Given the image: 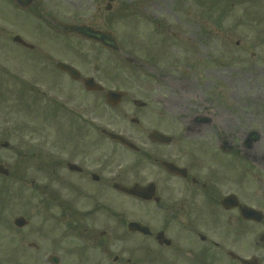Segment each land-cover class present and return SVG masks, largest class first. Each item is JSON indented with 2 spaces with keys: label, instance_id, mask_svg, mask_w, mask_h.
I'll use <instances>...</instances> for the list:
<instances>
[{
  "label": "flooded vegetation",
  "instance_id": "1",
  "mask_svg": "<svg viewBox=\"0 0 264 264\" xmlns=\"http://www.w3.org/2000/svg\"><path fill=\"white\" fill-rule=\"evenodd\" d=\"M183 1L199 7L206 0ZM208 1L238 8L240 13L231 16L234 22L246 23L244 8L261 6L262 19L251 24L256 30L247 36L264 39V26L255 25L264 23V0ZM20 2L0 0V46L7 56L16 51L27 57L23 66L38 72L55 68L66 78L69 89L58 90L57 99L73 125L57 129L55 159L44 176L48 182L38 190L39 205L59 227H30L22 263L264 264V106L257 116L243 113L239 120L220 111L213 92L200 91L192 99L185 95L189 77L194 85L204 80L206 65L208 81L214 89L219 85L217 57L208 56L204 42L217 33L200 31L198 16L191 22L195 32L187 31L188 18L174 16L175 24L169 22L163 32L143 35L125 32L122 20L115 36L109 13L123 19L128 8L135 15L131 0H95L84 14L82 0L68 1L74 10L62 8L60 0ZM222 14L218 22L225 18ZM61 18L70 19L69 25L111 31L117 49L76 32L64 33ZM82 43L97 53L88 58V50L79 52L95 70L98 53H110L122 74H131L140 97L125 103L128 91L111 109L131 122L113 132L132 146L102 129L93 132L88 119L91 95L104 97L116 86L88 90L82 79L56 69L59 61L82 68L72 52L82 49ZM154 75L167 91L164 100L153 97L159 110L152 108V83L162 91Z\"/></svg>",
  "mask_w": 264,
  "mask_h": 264
},
{
  "label": "rangeland",
  "instance_id": "2",
  "mask_svg": "<svg viewBox=\"0 0 264 264\" xmlns=\"http://www.w3.org/2000/svg\"><path fill=\"white\" fill-rule=\"evenodd\" d=\"M68 1L60 0L61 7L74 10ZM94 1L82 0L81 5L85 4L84 7L87 9H81L79 6L77 8L84 10L83 14L88 13L91 10L90 3ZM182 1L178 8V0H155L154 3L153 0H131L134 4L132 10L135 15H129L127 8L123 19H119L118 16L114 18L111 16L112 13H109L108 21L117 36L122 20L125 22V32H141L143 35L147 32H163V27H166L169 22L175 24L174 16L179 18L186 16L189 20V28L186 30L195 32L196 29L191 28L194 25L191 22L198 16L199 20H196L201 26L200 31L217 33L215 38H212L210 34L209 39L206 38L204 42L208 56L215 54L217 57L216 65H219L221 78L219 85L214 89L208 81L210 79L207 71L209 66L206 65L203 73L204 80L194 85L189 77L190 84L185 95L192 99L202 94L200 91L205 95L213 92L214 95L219 96L220 111L223 114H234L239 120L243 119V113L251 112L253 116H257L258 107L264 106V70L262 75H257V70L264 69V39L256 34L248 37L247 33L256 30L251 24L262 19L260 16L263 13H260L258 8L262 7L253 5L252 8L249 6L244 8L242 14L248 17L245 23L234 22L236 19L231 18L232 15L240 13L238 8H229L225 6L226 4H223L221 8L215 7L208 0L199 7L195 6V3ZM152 3L158 7L154 8ZM221 13H225L222 14L225 18L218 22V16H221ZM228 17H230L229 20ZM152 20L155 23H152ZM61 22L72 23L70 19L64 18H61ZM255 25L261 29L264 23ZM82 44H85L81 45L82 49L75 48L72 51L77 59L76 64L82 63L80 70L82 75L91 73L104 85L116 86L126 92L129 91L125 103H129L133 97H140L135 94L137 88L131 74L128 73L129 78L122 74L117 59L109 56L110 53L106 55L98 53L99 68L95 70L93 65H89L79 57V52L88 50L89 52L86 53L88 58H93L97 53L86 43ZM24 59L27 57L21 56L16 51L7 56L3 46H0V163L9 169L7 177L0 175V264H24L20 257L25 255L23 241L30 227H59L39 205L38 190L48 182L44 176L49 175L47 165H51L55 159L56 133L61 132L57 129L73 126L69 124L70 117L62 107H58V100L54 96L60 89H69L66 87L69 83L64 82L63 77L58 76L57 72L52 70L38 72L23 66ZM155 79L156 82H160L158 78ZM29 83L34 84V87ZM35 85L45 91L43 98ZM158 86L162 91L152 83V108L154 109L157 105L155 110H159L160 104H155L154 95L164 100L167 93V91L163 92L166 88L164 82H160ZM89 113L88 119L92 122L93 132L96 131V133L101 128L114 131L122 127H130L131 124L129 120L116 115V111L111 110L103 97L97 93L91 95ZM130 116L131 112L128 113V117ZM79 122L77 118L76 127L79 126ZM4 141L8 143L6 148L2 147ZM18 216H23L28 220L25 228L18 229L13 225V219Z\"/></svg>",
  "mask_w": 264,
  "mask_h": 264
},
{
  "label": "water",
  "instance_id": "3",
  "mask_svg": "<svg viewBox=\"0 0 264 264\" xmlns=\"http://www.w3.org/2000/svg\"><path fill=\"white\" fill-rule=\"evenodd\" d=\"M81 31L84 33V34H86V35H88V36H92L93 38H95V39H99V40H101V41H103V42H108V43H110L111 44V41H107V37L106 36H104V34H102L101 32H98V31H92V30H82L81 29ZM86 85H87V87L88 88H99V86L98 85H96L94 82H93V80L92 79H87L86 80ZM120 93H118V92H109L108 93V95H107V97H108V99L109 100H112L111 102L112 103H117V102H119V100H120ZM110 135L113 137V138H118V139H120V140H122L123 141V139L121 138V137H119V136H117V135H115V134H112V133H110ZM7 144L6 143H4V146H6ZM0 173L1 174H4V175H7L8 174V170L6 169V168H4L3 167V165H0ZM25 223V221H24V219L23 218H17V219H15V224L17 225V226H22L23 224Z\"/></svg>",
  "mask_w": 264,
  "mask_h": 264
}]
</instances>
